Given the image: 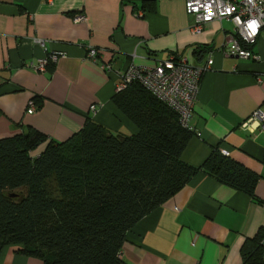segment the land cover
Segmentation results:
<instances>
[{"label":"crops","instance_id":"obj_1","mask_svg":"<svg viewBox=\"0 0 264 264\" xmlns=\"http://www.w3.org/2000/svg\"><path fill=\"white\" fill-rule=\"evenodd\" d=\"M77 12L85 14V22L72 21ZM192 23L185 0H0V139L31 127L65 141L87 119L114 133L135 134V124L111 100L121 81L118 73L131 63L154 66L173 53L191 64L210 58L191 112L194 133L181 159L200 166L219 146L261 176L255 195L264 201V132L242 127L254 110L264 109V28L251 46L255 60L227 53L234 35L230 21L205 23L199 33ZM199 46L207 48L197 56L193 51ZM90 47L99 51L96 61L87 57ZM53 52L63 55L44 71L28 66ZM34 97L39 107L27 113ZM92 104L96 113L89 110ZM261 227L264 205L199 172L129 231L121 259L124 264H241L242 243ZM0 264L42 261L6 246Z\"/></svg>","mask_w":264,"mask_h":264},{"label":"trees","instance_id":"obj_2","mask_svg":"<svg viewBox=\"0 0 264 264\" xmlns=\"http://www.w3.org/2000/svg\"><path fill=\"white\" fill-rule=\"evenodd\" d=\"M198 48L197 56L207 47ZM111 100L135 124V134L87 119L65 141L31 127L0 139V249L16 246L42 264H124L129 231L199 172L264 205L255 195L261 176L219 146L200 166L184 162L194 131L140 83ZM240 255L241 264H264V228L244 240Z\"/></svg>","mask_w":264,"mask_h":264},{"label":"built area","instance_id":"obj_3","mask_svg":"<svg viewBox=\"0 0 264 264\" xmlns=\"http://www.w3.org/2000/svg\"><path fill=\"white\" fill-rule=\"evenodd\" d=\"M185 11L193 21L191 30L195 33L202 31L205 23L215 20H228L234 25V35L228 46L227 53L244 59H259L251 46L264 28V0H185ZM138 14H142L138 12ZM86 16L83 12L73 14L72 21L83 23ZM34 42L44 47V41L35 38ZM63 54L53 52L28 66L36 71H44L49 63H54ZM99 51L93 47L87 49V57L96 61ZM212 59L201 64H191L177 54H171L167 59L158 61L154 66L129 64L118 73L121 81L116 86L120 91L126 85L137 81L156 99L172 109L180 124L192 130L189 122L194 103L197 98L199 83L202 75L211 68ZM110 71L109 65L104 67ZM32 100L29 101L27 113L35 110ZM96 113L97 106L89 107ZM242 127L250 132H264V109L254 110L242 123ZM193 131V130H192ZM200 135L199 132H195ZM225 153V152H223Z\"/></svg>","mask_w":264,"mask_h":264}]
</instances>
